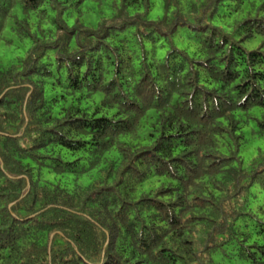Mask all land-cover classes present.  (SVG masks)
<instances>
[{"label":"trees","instance_id":"1","mask_svg":"<svg viewBox=\"0 0 264 264\" xmlns=\"http://www.w3.org/2000/svg\"><path fill=\"white\" fill-rule=\"evenodd\" d=\"M103 1L0 0V264H264V0Z\"/></svg>","mask_w":264,"mask_h":264},{"label":"rangeland","instance_id":"2","mask_svg":"<svg viewBox=\"0 0 264 264\" xmlns=\"http://www.w3.org/2000/svg\"><path fill=\"white\" fill-rule=\"evenodd\" d=\"M110 0H105L101 5H97L96 3H90L88 6L84 7V13L82 20L86 23L91 25H96L98 21L101 19L102 16H109L111 10L109 8ZM132 13L135 12L134 10L131 11ZM164 13L163 1L162 0H155V5L153 9L149 13V18L151 19H158ZM225 11L221 9V13L215 17V24L229 27L232 26L235 19L237 18L236 13L224 14ZM73 23V19L70 20ZM185 33V30L182 29ZM184 36V37H183ZM178 36L177 40H179L180 44H186L189 40L185 35ZM262 37L256 36L252 40L245 43V46L248 49H254L258 47L262 43ZM29 48V41L22 40L17 37V35L11 31L10 23L5 31L4 38L0 45V66H8L12 64L17 57H22L25 55L27 49ZM100 98V97H99ZM260 144L264 148V140L256 143V141L251 138L245 150H243L244 156L246 161L248 162L252 156L257 151V146ZM258 189H253V192L256 193V197L252 198L251 208L259 214H262L261 207L262 203L264 202V194L260 192L258 194ZM264 204V203H263ZM235 249L231 246L226 247L222 251L215 252V264H250L247 260L238 258L234 253Z\"/></svg>","mask_w":264,"mask_h":264}]
</instances>
